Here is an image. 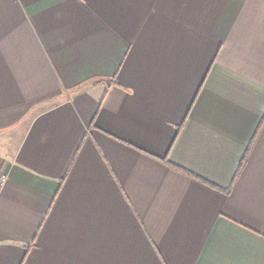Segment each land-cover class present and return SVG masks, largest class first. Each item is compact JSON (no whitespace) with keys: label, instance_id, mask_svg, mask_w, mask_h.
I'll return each mask as SVG.
<instances>
[{"label":"crops","instance_id":"0c3cea01","mask_svg":"<svg viewBox=\"0 0 264 264\" xmlns=\"http://www.w3.org/2000/svg\"><path fill=\"white\" fill-rule=\"evenodd\" d=\"M0 264H264V0H0Z\"/></svg>","mask_w":264,"mask_h":264},{"label":"trees","instance_id":"16d2710c","mask_svg":"<svg viewBox=\"0 0 264 264\" xmlns=\"http://www.w3.org/2000/svg\"><path fill=\"white\" fill-rule=\"evenodd\" d=\"M166 164H168L169 166H172L168 161H164ZM173 167V166H172Z\"/></svg>","mask_w":264,"mask_h":264}]
</instances>
